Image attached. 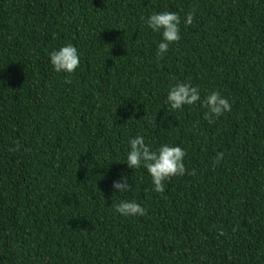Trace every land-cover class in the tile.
Returning <instances> with one entry per match:
<instances>
[{
    "label": "trees",
    "instance_id": "16d2710c",
    "mask_svg": "<svg viewBox=\"0 0 264 264\" xmlns=\"http://www.w3.org/2000/svg\"><path fill=\"white\" fill-rule=\"evenodd\" d=\"M165 10L181 37L157 61L145 20ZM66 42L71 75L48 59ZM178 80L231 111L171 110ZM137 134L186 149L162 193L124 163ZM0 264H264V0H0Z\"/></svg>",
    "mask_w": 264,
    "mask_h": 264
},
{
    "label": "clouds",
    "instance_id": "9594fccd",
    "mask_svg": "<svg viewBox=\"0 0 264 264\" xmlns=\"http://www.w3.org/2000/svg\"><path fill=\"white\" fill-rule=\"evenodd\" d=\"M194 12L185 14L183 24L191 25L194 20ZM148 29L160 34L157 43L156 59H163L168 52L169 46L177 43L181 37V16L175 11L153 12L145 20ZM82 52L72 42L53 49L48 53L49 63L57 73L67 75L74 74L80 67ZM165 104L173 111L183 110L184 106H199L204 109V118L211 124L215 119L231 111V103L228 98L219 91L213 90L206 95H201V89L190 80L176 81L170 84ZM186 149L180 145L161 143L158 147L149 142L145 135L137 134L128 140V149L125 153V162L133 170L146 169L151 177L153 191L162 193L165 184L172 177L183 176L188 170L185 166ZM224 153L218 152L215 163L219 164ZM189 174H195L190 172ZM111 188L114 193L121 195L132 189L129 184V176L121 173L112 181ZM118 214L124 217L144 216L146 208L135 199L122 198L115 205Z\"/></svg>",
    "mask_w": 264,
    "mask_h": 264
}]
</instances>
